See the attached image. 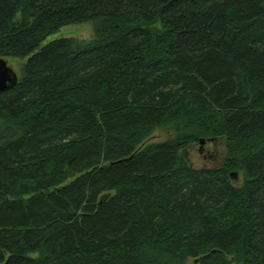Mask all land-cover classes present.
<instances>
[{"label":"trees","instance_id":"16d2710c","mask_svg":"<svg viewBox=\"0 0 264 264\" xmlns=\"http://www.w3.org/2000/svg\"><path fill=\"white\" fill-rule=\"evenodd\" d=\"M10 57L0 264H264V0H0ZM221 137L216 167L180 155Z\"/></svg>","mask_w":264,"mask_h":264},{"label":"rangeland","instance_id":"374dc122","mask_svg":"<svg viewBox=\"0 0 264 264\" xmlns=\"http://www.w3.org/2000/svg\"><path fill=\"white\" fill-rule=\"evenodd\" d=\"M99 23L96 21L85 22L81 24H70L61 27L58 31L45 38L40 48L52 40L66 37H73L78 41H89L96 37V27ZM160 27L159 24L155 25ZM8 66L12 69L17 79H20L23 74V65L27 58H6ZM175 129L172 126L169 127H157L152 135L149 137L148 142H162L171 137ZM202 139V138H200ZM200 139L188 145L180 152L182 158L194 168H212L220 165L225 154L227 153L226 139L221 137L219 139L210 140L203 138L206 141L202 144ZM231 183L234 186H240L243 181V175L239 172L231 173ZM68 182V181H67ZM33 257H38V253L31 254ZM232 260V257L229 258ZM232 262V261H231ZM187 264H193L191 259L187 260ZM233 264H237L236 261Z\"/></svg>","mask_w":264,"mask_h":264},{"label":"water","instance_id":"95a60500","mask_svg":"<svg viewBox=\"0 0 264 264\" xmlns=\"http://www.w3.org/2000/svg\"><path fill=\"white\" fill-rule=\"evenodd\" d=\"M18 79L4 58H0V93L4 92L17 83ZM206 140L200 139L203 144ZM231 176H233L231 174Z\"/></svg>","mask_w":264,"mask_h":264}]
</instances>
